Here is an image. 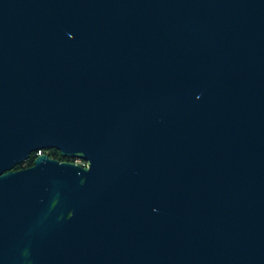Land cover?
I'll return each instance as SVG.
<instances>
[{
  "label": "water",
  "instance_id": "95a60500",
  "mask_svg": "<svg viewBox=\"0 0 264 264\" xmlns=\"http://www.w3.org/2000/svg\"><path fill=\"white\" fill-rule=\"evenodd\" d=\"M0 264H264V0H0Z\"/></svg>",
  "mask_w": 264,
  "mask_h": 264
},
{
  "label": "flooded vegetation",
  "instance_id": "af4514ba",
  "mask_svg": "<svg viewBox=\"0 0 264 264\" xmlns=\"http://www.w3.org/2000/svg\"><path fill=\"white\" fill-rule=\"evenodd\" d=\"M40 153H48L52 158L59 159L61 161H75V158L62 156L60 154L59 150H57V149H46V150H40L37 153H32L29 158H31L33 160V163L30 164L29 166L34 164V160H35L36 156ZM29 166H27V167H29ZM22 168H25V167H22Z\"/></svg>",
  "mask_w": 264,
  "mask_h": 264
},
{
  "label": "trees",
  "instance_id": "16d2710c",
  "mask_svg": "<svg viewBox=\"0 0 264 264\" xmlns=\"http://www.w3.org/2000/svg\"><path fill=\"white\" fill-rule=\"evenodd\" d=\"M53 149H54V148H53ZM57 154H58V153H57ZM32 163H33V160H32L31 158H29V159L25 160L24 162H22V163L16 165V166L14 167V169H20V168H22V167H27V166H29V165L32 164Z\"/></svg>",
  "mask_w": 264,
  "mask_h": 264
},
{
  "label": "rangeland",
  "instance_id": "374dc122",
  "mask_svg": "<svg viewBox=\"0 0 264 264\" xmlns=\"http://www.w3.org/2000/svg\"><path fill=\"white\" fill-rule=\"evenodd\" d=\"M75 162L82 163L83 161L81 159H75Z\"/></svg>",
  "mask_w": 264,
  "mask_h": 264
},
{
  "label": "built area",
  "instance_id": "2783aa9c",
  "mask_svg": "<svg viewBox=\"0 0 264 264\" xmlns=\"http://www.w3.org/2000/svg\"><path fill=\"white\" fill-rule=\"evenodd\" d=\"M83 163V162H82Z\"/></svg>",
  "mask_w": 264,
  "mask_h": 264
}]
</instances>
